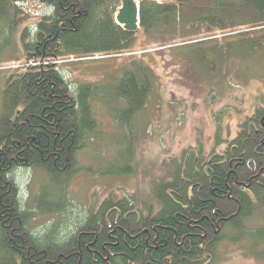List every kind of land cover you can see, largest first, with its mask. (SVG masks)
<instances>
[{
	"label": "trees",
	"instance_id": "16d2710c",
	"mask_svg": "<svg viewBox=\"0 0 264 264\" xmlns=\"http://www.w3.org/2000/svg\"><path fill=\"white\" fill-rule=\"evenodd\" d=\"M122 1L0 0V264H214L225 241L247 242L264 260L257 252L264 227L247 226L264 210L263 107L221 153L197 148L166 162L148 199L110 193L96 208L68 215L66 228L32 226L37 215L69 214L81 153L102 164L100 176L133 173L134 120L156 84L141 58L87 84L69 82L64 61L130 52L139 36L151 44L183 36L191 44L177 49L187 47L214 76L232 59L264 51V0H141L134 33L116 21ZM32 2L50 10L34 24L25 8ZM21 170L40 177L28 202Z\"/></svg>",
	"mask_w": 264,
	"mask_h": 264
},
{
	"label": "rangeland",
	"instance_id": "374dc122",
	"mask_svg": "<svg viewBox=\"0 0 264 264\" xmlns=\"http://www.w3.org/2000/svg\"><path fill=\"white\" fill-rule=\"evenodd\" d=\"M135 1L140 4L141 0ZM25 8L33 18L31 24L50 13L48 8L34 2ZM230 35L233 34L225 36L230 38ZM183 39L186 37L167 38L166 42L151 44L139 36L130 52L95 55L81 61L70 59L61 64L60 70L69 82L87 84L103 82L131 60L141 58L153 69L156 84L147 106L134 120L138 137L134 142L133 173L120 178L100 176L97 172L102 169V164L98 165L90 154L81 153V172L68 187L71 211L52 217L37 215L32 224L35 231L40 232L54 222L66 228L68 215L72 219L96 208L110 193L118 196L123 192L137 194L148 199L150 184L162 176L166 162L197 148H202L207 156L221 153L227 141L236 138L247 117L254 115L257 108H264V51L244 62L232 59L224 68L218 67L217 75L211 76L189 57L187 47L177 49L191 44L188 40L179 41ZM168 42L172 44L159 47ZM102 119L110 130L113 125L105 115ZM217 135L220 136L219 143ZM39 180L33 170L18 172L17 182L25 201H29L31 192H37ZM247 226L251 229L264 227V210L257 212ZM261 251H264V245L257 252ZM254 252L247 242L232 244L225 241L218 246L214 264H264Z\"/></svg>",
	"mask_w": 264,
	"mask_h": 264
},
{
	"label": "water",
	"instance_id": "95a60500",
	"mask_svg": "<svg viewBox=\"0 0 264 264\" xmlns=\"http://www.w3.org/2000/svg\"><path fill=\"white\" fill-rule=\"evenodd\" d=\"M117 23L128 32L140 29V6L135 0H123L122 7L117 15Z\"/></svg>",
	"mask_w": 264,
	"mask_h": 264
},
{
	"label": "bare ground",
	"instance_id": "6f19581e",
	"mask_svg": "<svg viewBox=\"0 0 264 264\" xmlns=\"http://www.w3.org/2000/svg\"><path fill=\"white\" fill-rule=\"evenodd\" d=\"M157 1H159V0H157Z\"/></svg>",
	"mask_w": 264,
	"mask_h": 264
}]
</instances>
